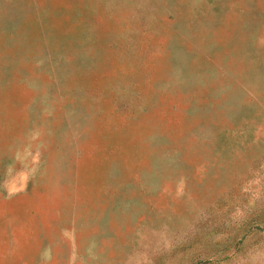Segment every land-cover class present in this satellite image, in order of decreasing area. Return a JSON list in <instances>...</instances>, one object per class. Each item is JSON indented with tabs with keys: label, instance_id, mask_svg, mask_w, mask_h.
Instances as JSON below:
<instances>
[{
	"label": "rangeland",
	"instance_id": "obj_1",
	"mask_svg": "<svg viewBox=\"0 0 264 264\" xmlns=\"http://www.w3.org/2000/svg\"><path fill=\"white\" fill-rule=\"evenodd\" d=\"M0 264H264V0H0Z\"/></svg>",
	"mask_w": 264,
	"mask_h": 264
}]
</instances>
